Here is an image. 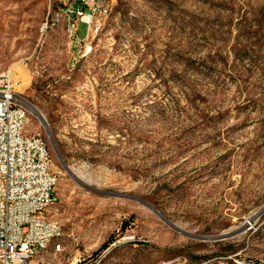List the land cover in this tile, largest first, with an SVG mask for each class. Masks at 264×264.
<instances>
[{
  "label": "rangeland",
  "instance_id": "obj_1",
  "mask_svg": "<svg viewBox=\"0 0 264 264\" xmlns=\"http://www.w3.org/2000/svg\"><path fill=\"white\" fill-rule=\"evenodd\" d=\"M95 1L74 44L41 31L54 0H0V73L59 177L60 251L30 264H264V0Z\"/></svg>",
  "mask_w": 264,
  "mask_h": 264
},
{
  "label": "built area",
  "instance_id": "obj_2",
  "mask_svg": "<svg viewBox=\"0 0 264 264\" xmlns=\"http://www.w3.org/2000/svg\"><path fill=\"white\" fill-rule=\"evenodd\" d=\"M50 20L41 31L62 25L67 38L81 44L89 38L94 26L90 18L97 15L98 2L93 0H54ZM80 22L88 25L85 40H79ZM16 67L0 73V264H30L48 247L60 251L63 231L49 217L55 202L58 175L45 140L25 130L28 108L15 89Z\"/></svg>",
  "mask_w": 264,
  "mask_h": 264
},
{
  "label": "water",
  "instance_id": "obj_3",
  "mask_svg": "<svg viewBox=\"0 0 264 264\" xmlns=\"http://www.w3.org/2000/svg\"><path fill=\"white\" fill-rule=\"evenodd\" d=\"M46 124H47V122H46ZM45 129H46V131L48 132V134H50V130H49L48 124L45 126ZM54 146H55V145H54ZM55 150H56L58 156L60 157L61 155L59 154L58 149L56 148V146H55ZM60 159H61V162H62L63 166L66 168L67 172H69V173L71 174V171H70L69 168L66 166V164H65L64 161H63V159H62L61 157H60ZM118 196H119V197H122V196H120V195H118ZM262 211H263V209H262ZM174 228H176V227H174ZM176 230L181 231V230L178 229V228H176ZM230 234H231V233H227V234L218 235V236H214V237H202V236H198L197 238L223 239V238H227V237H229Z\"/></svg>",
  "mask_w": 264,
  "mask_h": 264
},
{
  "label": "bare ground",
  "instance_id": "obj_4",
  "mask_svg": "<svg viewBox=\"0 0 264 264\" xmlns=\"http://www.w3.org/2000/svg\"><path fill=\"white\" fill-rule=\"evenodd\" d=\"M93 1H95V0H93ZM93 19L94 18H90V26H91V24H92V21H93ZM53 27V26H52ZM37 113V116L39 117V119H40V121L42 122V124H44V127L47 125L46 124V120L44 119V117H43V115L41 114V113H38V112H36ZM46 124V125H45ZM232 234V233H231ZM230 234V235H231Z\"/></svg>",
  "mask_w": 264,
  "mask_h": 264
},
{
  "label": "trees",
  "instance_id": "obj_5",
  "mask_svg": "<svg viewBox=\"0 0 264 264\" xmlns=\"http://www.w3.org/2000/svg\"><path fill=\"white\" fill-rule=\"evenodd\" d=\"M105 248H106V246H105Z\"/></svg>",
  "mask_w": 264,
  "mask_h": 264
}]
</instances>
